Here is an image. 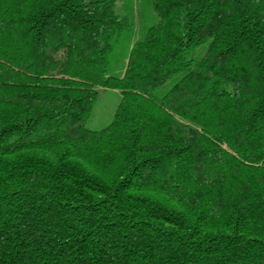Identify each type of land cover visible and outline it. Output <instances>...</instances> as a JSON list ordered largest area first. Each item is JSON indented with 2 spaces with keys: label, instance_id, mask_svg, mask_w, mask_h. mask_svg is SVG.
<instances>
[{
  "label": "trees",
  "instance_id": "trees-1",
  "mask_svg": "<svg viewBox=\"0 0 264 264\" xmlns=\"http://www.w3.org/2000/svg\"><path fill=\"white\" fill-rule=\"evenodd\" d=\"M119 1L0 0V264H264V0Z\"/></svg>",
  "mask_w": 264,
  "mask_h": 264
},
{
  "label": "rangeland",
  "instance_id": "rangeland-1",
  "mask_svg": "<svg viewBox=\"0 0 264 264\" xmlns=\"http://www.w3.org/2000/svg\"><path fill=\"white\" fill-rule=\"evenodd\" d=\"M131 9L140 16L139 20L143 24H150L155 21L154 15L150 13V0H120L116 7L117 12L120 14L128 13ZM207 47L208 43L199 46L195 51V55L197 57L202 56ZM120 100L121 93L119 90H101L99 99L95 103L92 115L87 122V127L92 130H100L108 126L113 121Z\"/></svg>",
  "mask_w": 264,
  "mask_h": 264
}]
</instances>
